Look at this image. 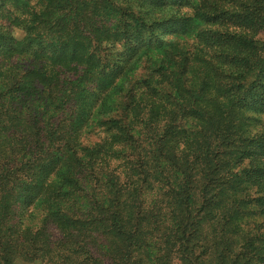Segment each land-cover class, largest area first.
Masks as SVG:
<instances>
[{"label":"trees","instance_id":"trees-1","mask_svg":"<svg viewBox=\"0 0 264 264\" xmlns=\"http://www.w3.org/2000/svg\"><path fill=\"white\" fill-rule=\"evenodd\" d=\"M20 262L264 264V0H0Z\"/></svg>","mask_w":264,"mask_h":264},{"label":"rangeland","instance_id":"rangeland-1","mask_svg":"<svg viewBox=\"0 0 264 264\" xmlns=\"http://www.w3.org/2000/svg\"><path fill=\"white\" fill-rule=\"evenodd\" d=\"M165 38H166V36H165ZM19 264H40V263H38V262H35V263H23V262H20Z\"/></svg>","mask_w":264,"mask_h":264}]
</instances>
